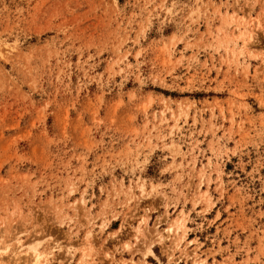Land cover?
Instances as JSON below:
<instances>
[{"label": "rangeland", "instance_id": "1", "mask_svg": "<svg viewBox=\"0 0 264 264\" xmlns=\"http://www.w3.org/2000/svg\"><path fill=\"white\" fill-rule=\"evenodd\" d=\"M33 247L264 264V0H0V264Z\"/></svg>", "mask_w": 264, "mask_h": 264}, {"label": "bare ground", "instance_id": "2", "mask_svg": "<svg viewBox=\"0 0 264 264\" xmlns=\"http://www.w3.org/2000/svg\"><path fill=\"white\" fill-rule=\"evenodd\" d=\"M174 225V224H173ZM172 225V226H173ZM175 225H176V223H175ZM172 226L170 225L169 227L170 228H168L170 231H171V228H172ZM179 226H181V225H179ZM178 226V227H179ZM179 228H177L176 230H178ZM176 236V235H175ZM39 241V240H38ZM33 243H35L36 244V241L35 242H33ZM5 249L7 250V247L6 248H4L3 249V251H5ZM32 250H33V252L31 253V255H32V259H31V262L33 263V264H48V261H49V259L47 258L46 259V257L44 256V253H41V252H39L38 250H36V248H32ZM66 252L70 255H72V254H74V248H73V246H72V244L71 245H69V246H67L66 247ZM28 256V255H27ZM85 256V254H83L82 255V257H84ZM1 257V256H0ZM12 257V256H11ZM1 259V258H0ZM12 259V258H11ZM30 261V260H29ZM29 261H27V262H25V264H30V262ZM195 261V260H194ZM5 264V263H4ZM22 264V263H21ZM80 264V263H79Z\"/></svg>", "mask_w": 264, "mask_h": 264}]
</instances>
